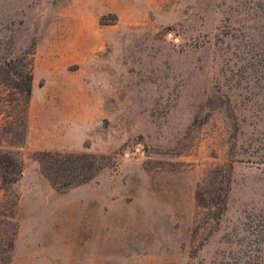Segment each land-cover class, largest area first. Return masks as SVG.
Masks as SVG:
<instances>
[{
	"label": "rangeland",
	"instance_id": "374dc122",
	"mask_svg": "<svg viewBox=\"0 0 264 264\" xmlns=\"http://www.w3.org/2000/svg\"><path fill=\"white\" fill-rule=\"evenodd\" d=\"M23 57L24 128L0 86L21 166L0 183V264H264V0H0V61ZM41 151L102 167L57 190ZM214 167L217 219L194 201Z\"/></svg>",
	"mask_w": 264,
	"mask_h": 264
},
{
	"label": "trees",
	"instance_id": "16d2710c",
	"mask_svg": "<svg viewBox=\"0 0 264 264\" xmlns=\"http://www.w3.org/2000/svg\"><path fill=\"white\" fill-rule=\"evenodd\" d=\"M19 63L14 70H3L0 66V86L7 87L17 94V104L23 120L22 127H25V112L28 98L31 91V68L29 61L23 57L21 59L0 61L2 66H11ZM8 64V65H7ZM5 99V97H1ZM10 101L14 100H4ZM101 155L71 152H50L41 151L35 153V160L38 164L39 172L57 190H66L88 182L102 167ZM21 171L20 162L8 152L0 151V183L9 186L17 181ZM229 168L214 167L208 172V176L202 179L194 192L195 204L208 209L212 217L218 218L225 205V197L229 191ZM224 172V173H223ZM225 181V182H224ZM224 182V185L222 186ZM3 223L10 224V220ZM10 246V242L7 246Z\"/></svg>",
	"mask_w": 264,
	"mask_h": 264
}]
</instances>
